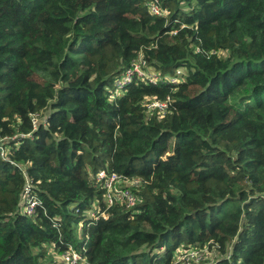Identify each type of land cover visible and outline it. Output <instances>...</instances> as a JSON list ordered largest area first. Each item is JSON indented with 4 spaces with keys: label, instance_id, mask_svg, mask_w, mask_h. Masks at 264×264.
I'll return each instance as SVG.
<instances>
[{
    "label": "trees",
    "instance_id": "16d2710c",
    "mask_svg": "<svg viewBox=\"0 0 264 264\" xmlns=\"http://www.w3.org/2000/svg\"><path fill=\"white\" fill-rule=\"evenodd\" d=\"M103 1L112 27L79 0H0V264H46L47 246L173 264L207 244L264 264V0ZM139 56L159 80L110 100ZM166 98L163 117L144 106ZM101 170L139 179L140 204L87 219Z\"/></svg>",
    "mask_w": 264,
    "mask_h": 264
},
{
    "label": "built area",
    "instance_id": "2783aa9c",
    "mask_svg": "<svg viewBox=\"0 0 264 264\" xmlns=\"http://www.w3.org/2000/svg\"><path fill=\"white\" fill-rule=\"evenodd\" d=\"M148 11L154 16L166 17L167 11L163 10L158 0H149L147 3ZM146 81L148 83L155 84L159 80L157 74L149 70L146 61L142 59L141 56L138 57L123 73H121L113 83V87L109 92L110 100L121 95L124 88L133 82ZM169 80V79H167ZM173 81V79H170ZM171 99L166 98L165 101H152L145 102L144 106L148 110H156L160 117H163L171 106ZM38 123V118H32V124L35 128ZM6 151L2 145V140H0V157L6 159ZM94 184L103 191V204L105 206L104 210H99L98 205L93 207L90 211L85 213V217L90 220H98L99 218L106 219V211L113 207L114 205H121L126 210L134 209L140 204V196L138 189L141 186V182L136 178H128L123 175H119L114 172H107L101 170L91 177ZM28 188V185L26 186ZM24 200H26L24 206V212L28 215L33 213V209L36 205L35 200L29 196L28 189L24 191ZM218 246L215 244H207L201 248L199 247H189L187 249H179L174 257V261L178 264H203L205 260H212L208 257L215 256L218 250ZM84 248L80 249V252H84ZM61 263L62 264H81L82 256L76 251L72 246H68L67 250L61 253ZM229 257V254L224 256ZM218 259V258H217ZM217 259L215 260L217 262ZM208 264H214L208 263Z\"/></svg>",
    "mask_w": 264,
    "mask_h": 264
},
{
    "label": "rangeland",
    "instance_id": "374dc122",
    "mask_svg": "<svg viewBox=\"0 0 264 264\" xmlns=\"http://www.w3.org/2000/svg\"><path fill=\"white\" fill-rule=\"evenodd\" d=\"M78 3H84V4H91V5H94L95 9L99 12V13H102L105 15V24L107 26H113L116 22V17L112 14V13H109V12H105L104 11V7H105V4H104V1L103 0H79ZM180 71L182 70H179L178 73H180ZM170 80V78H167ZM80 235V228L79 226L77 227V229L75 230V236L76 238H78ZM229 252V251H228ZM47 253H48V256L50 257L49 260H47V263L46 264H62L61 263V257L60 255L61 254H58L55 249L53 248V246H47ZM211 258L213 259L212 260H205V262H203V264H208V263H213L216 264L217 262L215 261L217 258H219V254L216 253L215 256H211V257H208V259ZM173 264H178L174 261Z\"/></svg>",
    "mask_w": 264,
    "mask_h": 264
}]
</instances>
